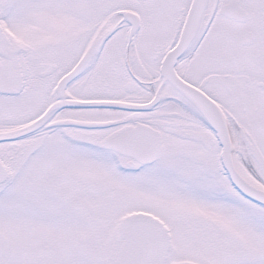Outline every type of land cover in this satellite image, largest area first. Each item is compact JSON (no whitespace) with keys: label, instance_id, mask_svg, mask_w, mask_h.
Listing matches in <instances>:
<instances>
[{"label":"snow or ice","instance_id":"obj_1","mask_svg":"<svg viewBox=\"0 0 264 264\" xmlns=\"http://www.w3.org/2000/svg\"><path fill=\"white\" fill-rule=\"evenodd\" d=\"M0 264H264V0H0Z\"/></svg>","mask_w":264,"mask_h":264}]
</instances>
